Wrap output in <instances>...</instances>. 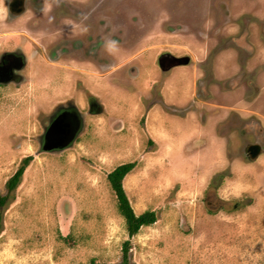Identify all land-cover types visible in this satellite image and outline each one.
Masks as SVG:
<instances>
[{"label": "rangeland", "instance_id": "rangeland-1", "mask_svg": "<svg viewBox=\"0 0 264 264\" xmlns=\"http://www.w3.org/2000/svg\"><path fill=\"white\" fill-rule=\"evenodd\" d=\"M97 1L94 15L115 17L99 41L117 40L115 53L75 33L93 0H70L53 12L75 35L48 32L27 49L24 80L0 87V195L31 156L2 207L0 264H121L129 237L107 174L125 162L133 211L156 215L129 238V264H264V0ZM167 52L189 62L161 69ZM69 103L80 131L43 150L53 112ZM236 188L225 207L206 203L208 190Z\"/></svg>", "mask_w": 264, "mask_h": 264}, {"label": "flooded vegetation", "instance_id": "flooded-vegetation-1", "mask_svg": "<svg viewBox=\"0 0 264 264\" xmlns=\"http://www.w3.org/2000/svg\"><path fill=\"white\" fill-rule=\"evenodd\" d=\"M67 1L70 2V0H0V87L8 84H17L24 80L25 75L23 74V70L29 64L28 56L26 55L27 49L30 48V50L32 49L38 52L43 45L41 39L46 38L49 33L52 34L54 32L53 35H56L58 31H67L68 34L73 33L70 28L67 27L69 26L67 24L69 21L67 15L64 16V14H54L53 12L56 7H62L64 8V11L65 9L68 10L67 5L71 3ZM98 5L99 2L97 0H93L92 11L87 12L88 16L86 14L79 16V25L77 26L80 29H77L75 33H79V35L86 37L88 36V43L96 42L98 47H100L103 45V42H99L102 41L101 38L112 32L110 25L111 21L109 20H113L115 17L111 18L108 14L109 18L105 19L103 16L100 17V13L94 15ZM67 14L69 15L68 11ZM59 15L62 17L59 21L61 26L59 29L53 30L51 28V24L53 23L52 19ZM75 16H78V14ZM42 22L50 28L47 30H41V25H44ZM64 22H66L65 25L67 26L64 25ZM71 25V28L75 29L76 24ZM72 35L74 36L75 34L73 33ZM5 37L8 38L4 41L3 38ZM94 37L96 40H94ZM52 42H48L50 50L53 48V46H51ZM72 46H74L75 50H77L76 48H83L84 44H82L81 40L74 39ZM64 47H66V45L57 47V53L59 51H64ZM91 47H95V44H92ZM174 57L177 56L168 52L162 54L161 59L158 60L160 68L162 69L165 66L167 67L173 61ZM172 67L173 66L167 69ZM64 114H75L81 119L80 113L73 104H59L53 112V117L50 120V123L59 115L64 117ZM254 132L257 133L258 131L256 130ZM261 142H263L262 138L260 136L258 138L257 136V141L246 145L245 153L250 160H255L261 154ZM254 146H258L259 153L256 157L252 158ZM205 200L208 206L211 207V210L225 207L227 203L219 197L214 198L209 190L206 193ZM233 206L236 207L237 203H234Z\"/></svg>", "mask_w": 264, "mask_h": 264}, {"label": "trees", "instance_id": "trees-1", "mask_svg": "<svg viewBox=\"0 0 264 264\" xmlns=\"http://www.w3.org/2000/svg\"><path fill=\"white\" fill-rule=\"evenodd\" d=\"M31 156H26L22 159L20 165L15 170V172L9 177L6 182L7 192L0 195V229H1V215L2 207L7 203L10 193L17 187L21 175L25 167L28 165ZM134 162H125L114 167L108 174L107 179L114 190L117 198V209L119 213L125 219L126 230L128 232V237L130 238L136 234L142 225H149L156 220V215L153 210H147L140 214H135L133 208L131 207L129 200L123 189V178L127 173H129L134 167ZM127 238L122 243V261L121 264H129L128 253L130 249V240Z\"/></svg>", "mask_w": 264, "mask_h": 264}, {"label": "water", "instance_id": "water-1", "mask_svg": "<svg viewBox=\"0 0 264 264\" xmlns=\"http://www.w3.org/2000/svg\"><path fill=\"white\" fill-rule=\"evenodd\" d=\"M189 62L188 56L174 57L173 61L162 69H167L174 65L187 64ZM82 120L77 115H61L57 116L44 132L42 149L46 151L61 149L67 147L74 140L81 128ZM252 158L259 153L258 146H254Z\"/></svg>", "mask_w": 264, "mask_h": 264}, {"label": "clouds", "instance_id": "clouds-1", "mask_svg": "<svg viewBox=\"0 0 264 264\" xmlns=\"http://www.w3.org/2000/svg\"><path fill=\"white\" fill-rule=\"evenodd\" d=\"M103 47H104L105 51L109 52L110 54L115 53L118 50V41L115 39H110V38L106 39L104 44H103ZM243 191H244L243 188H236V189H233L229 192H226L220 198L224 199V200H228L230 198H238Z\"/></svg>", "mask_w": 264, "mask_h": 264}]
</instances>
